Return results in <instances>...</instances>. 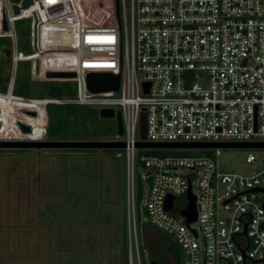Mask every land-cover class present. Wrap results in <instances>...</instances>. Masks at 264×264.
I'll return each instance as SVG.
<instances>
[{"label":"built area","instance_id":"obj_1","mask_svg":"<svg viewBox=\"0 0 264 264\" xmlns=\"http://www.w3.org/2000/svg\"><path fill=\"white\" fill-rule=\"evenodd\" d=\"M22 1L0 0V38L11 41L0 113L8 101L13 104L10 120L22 107L28 117L12 118L11 138H5L8 132L0 141L45 140V134L28 139L18 122L34 126L33 121L44 119L48 105L120 112L123 134L111 140L125 143L122 150L132 181L135 169L149 180L141 200L149 223L177 244L181 264H264V161L254 151L264 147L245 148L247 174L219 163L221 148L231 147L171 148L193 151L163 157L138 155V150L150 148L135 147L138 141L264 143V0H87L81 6L80 0H32L27 8L21 7ZM14 5L20 8L18 14ZM25 18L30 20L28 53L18 49L16 29V21ZM62 38L66 45L58 47ZM21 61L30 63V81L71 82L74 94L16 95ZM87 72L120 74L118 90L91 92ZM142 114L144 140L139 134ZM3 122L7 124L6 117H0V131ZM43 127L46 130V123ZM196 149H213L214 154L199 155ZM179 169L187 172L179 174ZM188 190L196 200V218L189 223L181 215L187 198L184 205L176 203ZM168 196L173 197L170 210L165 209ZM132 197L129 262L134 264L135 255L136 264H142L146 251L138 246L136 225L140 229L144 222L134 191Z\"/></svg>","mask_w":264,"mask_h":264},{"label":"rangeland","instance_id":"obj_2","mask_svg":"<svg viewBox=\"0 0 264 264\" xmlns=\"http://www.w3.org/2000/svg\"><path fill=\"white\" fill-rule=\"evenodd\" d=\"M84 1L87 0H80L79 6ZM29 21L26 18L16 21L18 49L24 53L30 51ZM60 41L63 44L58 47L66 45L65 38ZM10 45V39L0 38V48ZM65 54L72 60L71 54ZM29 65L25 61L17 64L16 85L22 96L49 97L50 84L30 81ZM10 68V59L0 58V71L8 75ZM48 109L54 116L49 120L50 126L67 138L49 140L100 141L115 138L116 119L100 118L95 107H71L67 111L72 112L69 124H65L63 129L56 122L60 107L49 105ZM0 117L7 118V124L3 122L0 131L2 139L10 131L9 121L21 116L13 115L10 120L11 116L0 113ZM46 122L45 117L38 121L39 124L33 121L34 126L28 123L30 132L26 133L30 136L27 138L42 139V123ZM11 135L9 132L5 138H11ZM192 151L140 149L138 155L184 156ZM254 151L264 161V148ZM117 152L122 156L116 157ZM194 152L214 154L213 149H196ZM247 152L245 148H221L219 163L226 170L247 174ZM177 172L184 174L187 170L179 169ZM133 181L128 175L122 149L0 147V264H130L128 226L129 223L133 226V191L135 201L137 192L141 193L137 206L144 224L140 229L136 225V236L138 246L146 251L144 256L141 255L142 264H149L155 255L166 264H178L175 251L180 255V249L169 236L149 223L141 201L150 188L149 180L142 179L135 169ZM193 186L195 193L196 184ZM185 201V196L176 198L179 205H184ZM124 244L127 245L126 259ZM133 263L136 264L135 255Z\"/></svg>","mask_w":264,"mask_h":264},{"label":"water","instance_id":"obj_3","mask_svg":"<svg viewBox=\"0 0 264 264\" xmlns=\"http://www.w3.org/2000/svg\"><path fill=\"white\" fill-rule=\"evenodd\" d=\"M32 4V0H23L21 7L27 8ZM15 14H18L20 8L16 5L13 6ZM3 26L6 29V22L3 19ZM35 41V36H34ZM11 55L10 48H0V58H9ZM73 74L63 73H47L48 77H57ZM120 74H113L110 72H87L85 74V81L87 88L94 93L106 92V91H117L119 87ZM149 89V84L146 85V92ZM29 111L27 113L34 115L32 107H27ZM22 110H26V107H22ZM100 118H115L116 119V134L121 136L123 134V127L121 121L120 112L114 113L113 109H101L99 110ZM20 129L24 132H30V127L18 122ZM140 138L144 140L146 138L145 128V114L141 115L140 118ZM0 147H16V148H63V149H123L125 143L122 141L112 140H45V141H0ZM137 148H178V147H236V148H248V147H264L263 144L254 143H151L145 141H138L135 144ZM187 206L181 210V215L186 218L189 223L194 221L196 218V200L195 196L188 190L186 193ZM173 197L168 196L165 202V209L170 210L172 207ZM149 264H160L157 260H151Z\"/></svg>","mask_w":264,"mask_h":264},{"label":"trees","instance_id":"obj_4","mask_svg":"<svg viewBox=\"0 0 264 264\" xmlns=\"http://www.w3.org/2000/svg\"><path fill=\"white\" fill-rule=\"evenodd\" d=\"M29 34H30V26H29ZM29 34H28V40H29ZM29 74V72H28ZM8 78V75H5V73H2L0 71V90L2 88H4V91L6 89V80ZM50 84V87L48 89V95L49 97H65V96H72L74 94V86L71 82H47ZM16 92V93H15ZM14 93L16 95H20L22 96L23 93H21L20 89L18 88V86L15 84V87H14ZM49 106V105H48ZM48 106L45 110V117L47 118V122H46V131H45V128L43 127L42 128V135L45 134L46 132V137L47 139H67L66 137L63 136V133L62 132H59V131H56L55 129H52V127L50 126V123H49V120H52V117L54 116H51L50 112H49V109H48ZM61 109L60 113L57 115V118H56V122L60 124V127L64 128V125L65 124H69L68 120H69V116L71 115L72 112H67L71 107L73 106H77V105H73V104H67V105H58ZM1 112L4 114V115H7V116H10V111L13 110V104L8 102V101H3V104H2V107H1ZM48 112V113H47ZM15 115V116H23L24 113L23 112H17V113H13L12 116ZM23 117H28V116H23ZM44 117V118H45ZM79 116H76V118L78 119ZM44 124V123H42ZM62 128V129H63ZM84 150V149H82ZM88 150H91V149H88ZM79 151V150H78ZM140 198H141V193L140 192H137V195H136V203L137 205L139 204V201H140ZM126 244H124V248H123V254L125 256V259H126V255H127V248H126ZM176 253V257H177V261H178V264H181V257L179 255V253H177V251H175ZM152 254L154 255V253L152 252ZM156 257V255H155ZM153 257L152 260H157L160 264H166L161 258H155Z\"/></svg>","mask_w":264,"mask_h":264},{"label":"clouds","instance_id":"obj_5","mask_svg":"<svg viewBox=\"0 0 264 264\" xmlns=\"http://www.w3.org/2000/svg\"><path fill=\"white\" fill-rule=\"evenodd\" d=\"M45 131H46V130H45ZM45 137H46V132H45ZM46 139H47V137H46ZM46 139H45V140H46ZM45 140H39V141H45ZM112 141H113V140H112Z\"/></svg>","mask_w":264,"mask_h":264}]
</instances>
